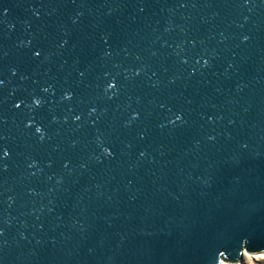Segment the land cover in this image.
<instances>
[{"label":"water","instance_id":"obj_1","mask_svg":"<svg viewBox=\"0 0 264 264\" xmlns=\"http://www.w3.org/2000/svg\"><path fill=\"white\" fill-rule=\"evenodd\" d=\"M264 252V0H0V264H235Z\"/></svg>","mask_w":264,"mask_h":264},{"label":"rangeland","instance_id":"obj_2","mask_svg":"<svg viewBox=\"0 0 264 264\" xmlns=\"http://www.w3.org/2000/svg\"><path fill=\"white\" fill-rule=\"evenodd\" d=\"M244 252L245 251H242L241 253L242 260L236 262L235 264H264V255L262 257H252V255H257V254H251L247 252L249 256L244 257ZM260 254L262 255L264 254V252H261ZM225 263H229V262L225 261ZM229 264H232V263H229Z\"/></svg>","mask_w":264,"mask_h":264},{"label":"bare ground","instance_id":"obj_3","mask_svg":"<svg viewBox=\"0 0 264 264\" xmlns=\"http://www.w3.org/2000/svg\"><path fill=\"white\" fill-rule=\"evenodd\" d=\"M264 254H260L258 253L257 255H252V257H262ZM245 256H249V254L247 252H244V257ZM220 264H229V263H225V261H222Z\"/></svg>","mask_w":264,"mask_h":264}]
</instances>
